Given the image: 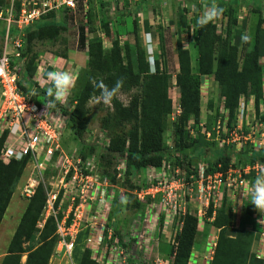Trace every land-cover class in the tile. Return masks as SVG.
<instances>
[{
  "label": "trees",
  "instance_id": "obj_1",
  "mask_svg": "<svg viewBox=\"0 0 264 264\" xmlns=\"http://www.w3.org/2000/svg\"><path fill=\"white\" fill-rule=\"evenodd\" d=\"M18 3L17 7L19 8ZM90 4L89 16L94 14L95 8L97 13L98 6H101L102 9L105 8L109 4V0L91 1ZM7 6V0H0V7ZM64 12L69 13L66 10L59 13L53 11L34 24L25 27L24 32L27 35L28 43L35 39L58 38L62 28H66L65 20L58 19V15ZM96 16L95 21L87 17L88 22L81 24L78 34L80 47L88 50L87 66L90 69V76L74 106L69 109L64 107L63 111L70 117L77 138L82 140L91 122L87 102L94 95L100 96V90L95 86L96 83L103 82L112 87L118 79L123 77L124 84L119 93L133 88H137L138 92L133 95L128 105H125L118 95L113 98L111 101L113 111L110 117L104 119L103 124L104 127L109 128V122L113 119L114 125L128 123L131 128L128 132H110L107 145L101 146L103 152L101 157H108L115 163L119 158H125L126 173L131 170L141 172L151 166L161 167L166 161V154L169 150L164 143V132L167 127V117L173 111V100L169 96L170 82L173 76L165 66H162V61L159 59L155 60V70H152L146 50L142 46L136 20H134L133 31L135 49L130 44L122 47L118 37L114 39L113 46L106 49L104 37L99 31L103 30L105 36H111V19L109 17L106 20L101 19L98 25ZM237 23L238 19L233 12L230 13L229 24L224 34L218 31V26L213 21L204 28H200L196 23L194 29V45L198 52L196 70L192 65L190 50L183 46L181 38L177 41L179 71L176 74V84L180 88L179 102L182 114L176 121V131H179L180 137L174 140V150L179 153L182 151L186 153L190 148L187 143L189 135L184 130V124L191 117L194 118L197 125L200 124L202 83L205 76L214 75L220 87V94L224 98V108L229 113L231 120L234 119L243 96L247 98L254 96L256 109L258 112L260 110L261 102L264 99V70L261 64V58L264 57V19L260 17L258 24L248 34H246L245 27L237 28ZM13 30L17 31L18 29L16 27ZM117 34H120L119 31ZM243 35L250 37L249 42H242ZM160 39L163 42L162 34H160ZM56 54L60 56V54ZM24 55H26L25 49ZM61 56L65 58L67 53ZM37 57L38 53L34 51L26 65L22 66L19 71L21 75L19 85L25 92L31 93V101L42 104L48 102L49 99L46 94L47 87L44 84L45 81L48 82L46 73L53 71L54 68L48 66L43 74V79H45L43 85H40L34 79L39 70ZM59 105L60 102H57L56 106L59 107ZM184 132L186 137H184ZM6 137L7 132L0 138V150ZM200 138L194 139L192 146H198ZM214 145L213 143L209 149H199L202 156L210 160L214 159L217 163L224 159H231L233 155L237 156L231 152L225 153V150L218 146L214 147ZM95 147V145H84L80 150L81 155L86 157ZM238 156L249 158L252 163L264 161V150L253 151L250 155L239 153ZM27 162L28 158H25L22 161H13L8 165L0 164V226L13 194L22 179ZM102 166L105 167V164ZM132 197L136 196L130 193L125 203L126 207L135 208L143 213L146 204L141 203L137 198L134 200L135 203H132ZM61 198L62 194L59 195L56 206ZM47 200L45 187L39 185L35 194L28 199L27 207L1 264H51V258L59 239L57 221L61 217L50 215L42 228L38 226ZM209 212L210 215L213 214V205L210 206ZM256 212L254 205H247L245 220L252 226L251 229H248L235 227L232 206H227L224 202L217 209L213 227L218 228L219 232L209 264H263V261L253 258L252 252V246L259 238V234L256 233L258 229ZM176 222L179 231L176 236L174 264H191L201 221L199 217L187 213L181 217L180 221ZM121 232V230H117V233H120L119 235L122 237ZM36 235L39 239L38 245L26 249L25 244ZM24 254H27V259L22 262ZM79 264H99L93 257L91 247L84 249Z\"/></svg>",
  "mask_w": 264,
  "mask_h": 264
},
{
  "label": "rangeland",
  "instance_id": "obj_2",
  "mask_svg": "<svg viewBox=\"0 0 264 264\" xmlns=\"http://www.w3.org/2000/svg\"><path fill=\"white\" fill-rule=\"evenodd\" d=\"M111 1L112 0H109V2ZM204 1H206L204 4L200 3L199 5L204 6L203 8L206 9L209 4L207 3V0ZM123 2V0H118V7ZM127 5L131 7L134 5V3H130L128 0ZM3 8L4 11H6V7ZM94 14L90 16L88 15V19L90 17L92 21H95V16L97 15L96 8ZM84 17L85 16L82 12L74 15L65 12L59 14L58 19L65 20L66 28H62V32L58 38L48 40L35 39L31 43H28L26 35V42L24 44L26 55H24L23 49V57L25 58L24 65H26L29 57L34 51L38 53L37 66L39 70L38 75L35 76L34 79L39 82L40 85H43L45 80L43 79V74L46 72L48 66H51L50 63L53 65L52 67L54 70H68L72 73L74 72L73 68H76V65H73V61L77 63L79 67H81L73 74L76 77V83L75 87L71 90L70 95L67 97V100L69 101V106L67 109L74 106L75 101L79 98L83 87L90 76V69L87 66L88 60L86 59L85 51L78 43L80 26L83 24V22H85ZM6 18L7 17L5 15L0 18V33L2 35H0V49L3 46L5 29L7 26ZM158 20L160 21L159 18ZM219 26L220 32L224 34L225 32L222 24ZM156 27L153 32L156 34V41L159 43V50L155 56L156 58L148 53V60L150 59L151 64L155 59L161 60L162 66H165L173 76L169 88V96L173 100V111L167 117V127L166 131L164 132V143L169 149L166 154V161L168 162L171 157L173 158V156H175L171 163H174L175 167H180L181 172L178 176L181 178H186V181L187 178H189V182L191 181L190 175L195 173V169H198L200 164L206 162L209 164V170H212V172H216L218 170H227L232 167V175L239 178L240 173L238 172L237 168L246 167L251 163V160L249 158H245L244 156H238V154L247 153L250 155L253 153V151H257L259 149L264 150V99L261 102L260 110L258 112L254 102V96H251L250 98L243 96L240 101V107L237 110L234 119L231 120L229 113L224 108V98H222L220 94V87L216 82L214 75L205 76L202 83V109L200 118V122L203 125H197L194 122V118L191 117L184 124V130L189 135V137L187 136V143L190 145L189 150L186 153L183 151L180 153L175 150L172 151V148H175L174 140L180 137L179 131H176V121L181 115L177 112L178 105H180V88L176 84L175 75L178 69L175 66L177 53L175 52L174 46H176L178 37L181 38V36H183L186 37V40L188 39L186 42H188V45H190L193 49L195 32L193 31L194 29L192 30V25H189V30L184 28L182 33L180 30H176V28L173 30H171V27L166 28L163 24H156ZM250 32H252V30L247 31V33ZM159 34L163 35V42L159 38ZM128 38V40H130L131 37ZM110 40L111 39L105 37V46L107 47L106 49H110L113 46H109L111 44ZM121 42L122 47H124V39ZM132 43H135L134 38L132 39ZM142 44L144 43L142 42ZM29 46L31 50L29 49ZM148 49L150 50L149 47ZM56 53L60 54V56ZM65 53H67L65 59H68L72 55L74 56V60L70 62L66 61L63 58L64 56H61L65 55ZM193 55L195 57L197 56V50L193 51ZM55 56H58L56 58H61L60 60H63L62 66L55 65L54 62H51L53 61L52 58ZM20 61L21 59L14 58L12 62L13 66H15L17 63H20ZM196 63L197 59L193 61L194 70H196ZM44 84H46V87L50 86L49 82L45 81ZM137 92L138 89L133 88L129 91L120 92L118 97L125 105H128L133 95ZM25 93L28 98H31V93ZM98 97L99 96L94 95L87 102V107L90 110L91 122L89 123L82 140L77 138L73 123L70 120V117H68L63 134L59 139V150H57L51 156L48 155L47 158L42 156L43 153L41 151L38 153V155H35L36 158L34 156L28 158L27 165L21 177L22 179L18 184L15 193L13 194L7 212L0 226V264L2 258L8 250L9 243L28 203L29 198L26 196L24 189L30 178H36L39 183L44 185L48 191H61L63 189V182L61 181L63 174L60 171V165L58 166V162L60 159L66 156L76 158L78 155H81L80 150L84 145H95V149L91 150L89 155L95 154L103 159V165L105 164V167H103L102 171H100V175H109L111 177L114 176L115 161L112 162V160L108 159V157H101L103 153L101 144L104 145L106 142L105 140H109L108 137L110 132H128L131 128V125L128 123L114 125V121L111 119L109 122V128L104 127V119L110 117V114L113 111V105L112 103L105 104L103 102H99L97 99ZM38 105L42 106L43 103ZM61 111L63 112V110ZM218 127L221 128L219 129ZM184 137H186L185 132ZM199 137H201L199 139L200 144L198 146H192V141L194 139H198ZM213 143L215 144L214 147L218 146L220 149L225 150V153L231 152L237 154V156L233 155L231 159H224L223 161H218V163L214 159L210 160L205 156H202V152L200 153L201 150L199 149H209V147L211 148L213 146ZM38 158H40L42 162L47 163L43 165L41 169L38 168L40 162H38V166L36 163V159ZM11 162L4 160L1 149L0 164L8 165ZM155 175L156 171L150 168L143 169L141 172L131 170L129 173H126L123 187L127 192L126 194L117 192V201L113 203V205H116L117 207H115L113 210H110V208L107 207H102L101 211L98 212V219H94L97 224H94L93 227H90V232H88V228H85L84 225L78 230L74 238L75 248L72 256L69 254L65 255L63 251L57 252V243L54 255L51 258V264H79L82 251L86 247L92 248L93 257L99 264H174V253L177 244L176 236L179 231L177 222L174 223V226H170L167 216H165V214L162 215L157 210L153 211V206L149 201L148 203H144L146 204V207L143 206L146 210V216L142 220L139 216L140 212L137 209L130 212L124 207L125 203L127 202L128 195L130 193L135 195L137 190L145 187L146 185L152 184ZM166 175L167 173L164 175L158 174L157 177L160 176V178L157 179L155 184L157 185V183L160 181L167 182L165 187L167 190L169 187L175 188L180 186V183L177 181L173 184V179H169ZM196 175H198V172H196ZM251 177L252 175H248V182H251ZM194 181L197 182L199 180L196 177ZM136 198L137 197L131 198L132 203H135L134 200ZM185 198V196H180L176 200L179 202L180 199L181 203H183ZM146 200L145 202H147ZM81 201V198H77L76 204H79ZM224 202L227 206L230 205L234 209L235 227H246L248 229L252 228L251 224H248L245 220L247 217V205L250 204V200L249 198L243 197L242 189H240V192L237 190L231 192L227 188L223 187V189H221L219 194L216 196L215 202H212V215H210L209 212L210 206L207 207L199 199L195 197H188V199L185 201L184 208L187 209V212H193L192 214L199 217L201 221V228L196 238V247L194 248L196 249L195 251H198V255L196 254L200 260L198 264H206L207 260H212L210 258V256L213 255L211 251L215 247V236L219 232L218 228L213 227V222L215 220L217 209H219ZM51 206L52 205L50 204L45 207L44 213L38 224L39 227H42L46 218L51 215ZM69 209V205L61 206L60 211H58V207H56L58 212L57 215L62 218ZM111 212L114 214L110 215ZM73 213L74 212L71 214V218L75 217ZM258 214L259 212L257 211L255 215ZM150 216L151 219L148 223L147 219ZM88 218H94V212H91ZM148 228L150 230L149 234L146 232V229ZM209 228H211L210 234ZM120 229L122 231L121 233L123 234L122 237L119 235L120 233H117V230L120 231ZM99 234L103 235V244L97 246L96 241ZM89 241L92 242L90 243ZM38 243L39 239L38 235H36L25 244V247L26 249H31L32 247L37 246ZM255 248L256 246L253 245L252 251H254ZM200 249L203 250V253H205L199 254ZM122 250L124 251V254H122ZM253 258L259 260L255 256ZM23 259L26 261L27 254L24 255ZM192 264H194V261Z\"/></svg>",
  "mask_w": 264,
  "mask_h": 264
},
{
  "label": "built area",
  "instance_id": "obj_3",
  "mask_svg": "<svg viewBox=\"0 0 264 264\" xmlns=\"http://www.w3.org/2000/svg\"><path fill=\"white\" fill-rule=\"evenodd\" d=\"M7 1L6 11L0 7V18L3 15L7 17L3 46L0 49V138L7 132V137L2 147V156L8 162L13 160L22 161L32 156L36 158L35 155H38L41 151L43 153L42 156L47 158L48 155L51 156L59 150V139L63 134L68 119V114L61 110L69 106V101L66 98L63 103H60L59 107L55 104L54 107L49 106L46 108L45 104L47 102L39 106L38 103L31 101L20 87L19 71L24 66L25 60L23 57V49L26 42L24 28L34 24L53 11L59 13L66 10L73 14L82 12L87 17L91 7L90 2L99 0ZM132 1L137 2L139 0ZM17 2H19V8L17 7ZM16 27L18 30H13ZM14 58L21 59L20 63L15 66L12 64ZM177 112L182 114L180 105H178ZM200 125L203 124L200 123ZM218 128L220 129L221 127ZM105 141L104 145L101 144V146L107 145L108 140L106 139ZM172 150L174 151V147ZM173 158L171 157L168 162L165 161L161 167H149L156 171L153 183L135 192L138 201L142 203L150 201L153 211L157 210L162 215L165 214L170 226H174L177 220L180 221L181 217L188 213L187 209L184 208L188 197H195L209 207L212 202H215L216 196L221 189L225 187L231 192L234 190L240 192V189H242L243 197L246 198L245 193L248 192L250 187L248 175H252L251 181H253L258 173L259 166L264 164V161H257L250 163L244 168H237L240 173V177L237 178L232 175V167L227 170L212 172L206 162L200 164L198 169H195V173L190 175L191 181L189 182V178L186 181V178L178 176L181 170L179 166L175 167L174 163H171L174 160ZM38 162H40L39 169L47 164L42 162L40 158L36 159L37 166ZM102 164L101 158L95 154H90L86 157L78 155L76 158L66 156L58 162L60 171L63 174L61 179L63 189L54 192L45 188L48 197L45 207L52 205L51 215L58 216L56 207H58V211H60L61 206L69 205L70 207L67 213L57 221L59 236L57 252L63 251L65 255L69 254L72 256L75 248L74 238L78 230L83 225L93 227L94 224H97L94 219H98V212L101 211L102 207H109L111 197L116 196L117 192L126 194L127 191L123 187L127 172L125 158H119L115 163V181L109 175H100V171L103 168ZM196 172H198V175H196ZM165 173H167L166 176L169 179H173V184L177 181L180 186L169 187L167 190L165 189L167 182L160 181L156 185L157 179L160 178L157 175H164ZM196 177L199 180L197 182L194 181ZM39 185L42 184L36 178H30L24 189L26 196L31 198ZM60 194H62V198L58 206H56ZM178 196H185V201L181 203L179 199V202H177ZM77 198L82 200L79 204H76ZM87 207V213H85ZM72 212H74L75 216L73 218H71ZM91 212H94V218H88ZM189 213L192 214L193 212ZM150 219L151 216L147 219L148 223ZM261 219H264V215L259 213L257 222ZM146 232L147 234L150 233L149 228L146 229ZM256 233L259 234V238L253 244L256 248L252 252L264 264V224L258 223ZM89 242L91 243L92 241ZM96 244L97 246L103 244V235H98ZM211 253H213V250ZM122 254H124L123 250ZM210 258L212 259V257Z\"/></svg>",
  "mask_w": 264,
  "mask_h": 264
},
{
  "label": "crops",
  "instance_id": "obj_4",
  "mask_svg": "<svg viewBox=\"0 0 264 264\" xmlns=\"http://www.w3.org/2000/svg\"><path fill=\"white\" fill-rule=\"evenodd\" d=\"M123 1L124 2L121 3L119 7H118V0H112L111 2H109V4L105 8L102 9L101 6L100 7L98 6L97 8L96 20H97L98 25L100 24L99 21L101 19L106 20L107 17L111 19L110 25L112 27V35L105 36L103 34V30L99 31L102 33L101 35H103L104 37V45H105V37H107L108 39H111L110 40L111 44L109 46L113 45L114 39L118 37L120 41H123L124 39L125 45L130 44V46L133 49H135V43H132V39L134 38V41H135V35L133 31H134V20H136L138 24V32H139L141 41L144 43L142 44V46L147 52V58L149 57L148 53L151 56L155 57L159 50V43H157L156 34H154L153 32L156 27V24H163L166 28L171 27V30L176 28V30L178 31L180 30L181 33L182 31H184L183 30L184 28L189 30V25L193 26V28L191 27L193 30L195 29L198 17L205 10L203 8L204 6H201L199 4L200 3L204 4L206 2L204 0H139L138 2H133L132 0H129L130 3L131 2L134 3V5L130 7L127 5L128 0H123ZM214 2L219 7L224 9L223 14L218 19L213 20V22L217 24L219 32H220L219 25L221 24L224 28V32L226 31L228 24H229L230 13L232 12L238 19V23L236 27L237 28L245 27L246 34H248L247 31H250V30L253 31V28L254 26L258 24L260 17L264 19V0H214ZM207 3L209 4V6H211V4L213 3V0H207ZM130 8H133V9H130ZM259 9H261V12H259ZM158 18L160 19V21L158 20ZM84 20H85L84 23H87V17H84ZM263 28H264V24H263ZM117 31H119L120 33L119 35L117 34ZM128 37H131L130 40H128L129 39ZM159 38H160V34H159ZM179 38L180 37H178V39ZM181 40H182L183 46L190 50L191 60H192V65H193V61L197 59V56H198V52H197V56L195 57L193 55V51L197 49L194 44H193L194 45L193 49L191 48L190 45H188V42H186L188 39L186 40V37L181 36ZM177 41H176V46H174L176 53H177ZM78 43H79V40H78ZM160 46H161V43H160ZM148 47L150 48L151 52L148 49ZM105 48L107 47L105 46ZM83 50L85 51L86 59L88 60V50L87 49H83ZM56 57L58 56L53 57L52 58L53 61L51 62L52 63L54 62L55 65L62 66L63 60H60L61 58H56ZM65 60L70 62L74 60V56L71 55L68 59H65ZM155 60L151 64L152 70H155ZM175 64H176L175 65L176 68L178 69L177 70V73H178L179 71L178 54H176ZM261 64L263 65V70H264V57L261 58ZM50 65L53 66L51 63ZM73 65L74 66L76 65V68L75 67L73 68L74 72H77L78 69L81 68L74 61H73ZM116 201H117L116 196L111 197V204L109 205V207L108 206L107 207L110 208V210H113L115 207H117L116 205H113V203H115ZM124 207L127 208L126 205ZM87 209L88 207L85 209V213H87ZM127 210L131 212L135 210V208L130 207V208H127ZM144 211L145 212L140 213L139 215L141 220L144 219L146 216V210ZM112 214L114 213L111 212L110 215ZM85 228H88V232L91 231L90 226H85ZM210 233H211V230H209V234ZM217 235L215 236V241L217 239ZM195 247H196V244L194 248ZM83 251H82V254H83ZM204 253H203V250L200 249L199 254H204ZM196 254L198 255V251H195L191 264L193 263V261H194V264H198V262L200 261ZM23 257H22V262H25ZM209 261L207 260L206 264H209Z\"/></svg>",
  "mask_w": 264,
  "mask_h": 264
},
{
  "label": "clouds",
  "instance_id": "obj_5",
  "mask_svg": "<svg viewBox=\"0 0 264 264\" xmlns=\"http://www.w3.org/2000/svg\"><path fill=\"white\" fill-rule=\"evenodd\" d=\"M223 12L224 9L219 7L213 0L211 6L206 7L198 17L197 23L199 27L204 28L213 20L218 19ZM241 40L243 43H247L249 42L250 37L243 35ZM46 78L50 85L46 90L47 97L49 98L47 104H45L46 108L49 106L54 107L57 102L63 103L70 95L71 90L75 87L76 83V77L68 70L48 71L46 73ZM123 84V77L118 79L112 87L105 85L103 82L96 83L95 86L100 90V96L97 98L98 101L105 104L111 103L113 98L118 95ZM112 178H114V176ZM246 198H249L250 204L254 205L255 209L264 215V164L259 166L257 175L254 180L250 182ZM258 223L264 224V219L259 220Z\"/></svg>",
  "mask_w": 264,
  "mask_h": 264
}]
</instances>
